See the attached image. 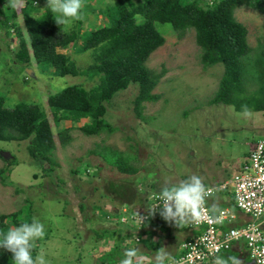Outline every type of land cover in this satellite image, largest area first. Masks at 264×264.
<instances>
[{
  "label": "rangeland",
  "instance_id": "1",
  "mask_svg": "<svg viewBox=\"0 0 264 264\" xmlns=\"http://www.w3.org/2000/svg\"><path fill=\"white\" fill-rule=\"evenodd\" d=\"M114 1L84 0L83 18L79 21H83L86 30L99 28L103 20L93 10L104 11ZM25 3L28 9L22 13ZM46 4L44 0H19L13 8L9 0H0V12L9 16L15 14V23L25 30L23 16L45 15ZM234 17L247 30V43L254 58L259 47L264 49V16L241 7ZM156 28L165 37V44L145 65L156 74L163 70L165 73L153 91L160 99L144 103L140 116L133 111L132 100L138 88L132 85L118 93L107 110L104 120L113 131L95 137L70 132V144L53 153L52 160L57 167L45 160H33L27 151L29 140L0 142V217L9 216L5 220L8 228L14 227L10 219L13 214H18L20 222L39 218L45 225L46 235L37 242L36 251L42 250L51 264H106L95 257L98 246L94 233L110 224L109 218H106L108 221L103 219L112 212L110 204L125 211L121 205L129 202L124 186L135 187L139 173L156 185L151 188L153 191H159L165 184L179 183L193 174L202 176L204 183L210 186V180L216 178L217 173L243 160L248 145L259 139L264 141V112L249 110L250 115L245 117L242 111L231 106L209 104L218 90L224 67L222 64L207 68L201 65V50L195 43L194 31L185 32L180 40L169 25L157 24ZM13 31L6 37L5 30H0V96L7 108L34 104L49 116L51 111L46 102L50 96L73 85H81L86 90L96 85V79L55 77L52 70L19 64L14 58L17 46ZM23 36L25 38L26 34ZM79 47L78 42L75 47L58 52L70 56L77 69L83 70L92 63V58L89 52L81 53ZM27 70L33 72V78L27 77ZM261 85L260 80L246 79L244 96L256 99ZM71 126L78 127L65 121L55 132ZM107 151H110V159H115L114 153L118 154L125 160L122 165L134 167L138 174L120 173L118 166L112 165ZM86 167H89L88 172H93L92 167L98 170L99 175L92 182L81 173ZM74 169L79 178L70 177L69 172ZM49 170L48 174L44 172ZM106 180L120 184L108 192L114 193L113 202L104 192ZM109 184L106 183V187ZM81 204L85 205L83 211L78 208L79 205L82 208ZM97 207L103 209L102 213L95 209ZM157 218L166 223L160 216ZM119 259L118 255L116 260H105L117 264Z\"/></svg>",
  "mask_w": 264,
  "mask_h": 264
},
{
  "label": "trees",
  "instance_id": "2",
  "mask_svg": "<svg viewBox=\"0 0 264 264\" xmlns=\"http://www.w3.org/2000/svg\"><path fill=\"white\" fill-rule=\"evenodd\" d=\"M25 4L22 13L28 9V3ZM241 7L264 16V0H116L104 11L93 10L103 20L99 28L86 30L83 21H77L69 31H64L63 26L56 25L47 7L45 15L23 16L25 30L15 23V14L9 16L0 12V30H5L6 37L15 29L17 49L14 58L19 64L26 68L33 64V67L43 71L52 70L55 77L97 80L96 85L89 90L81 85H73L50 96L46 102L51 111L49 116L39 105L34 104H18L13 109L7 108L0 96V142L29 140L27 151L33 160H45L52 167H57L52 160L53 153L70 144V132L78 131L85 137H95L113 131L104 120L107 110L116 95L132 85L138 88L132 100L133 111L140 116L144 103L160 99L153 91L165 73L163 70L156 74L145 65L149 57L165 44V37L157 30V24L169 25L180 40L185 32L193 30L195 43L201 50V65L204 68L223 65L224 72L210 105L231 106L238 112L242 111V106H247L248 110L264 112V49L259 47L252 57V50L247 43V30L234 17L235 11ZM24 33L27 38H24ZM78 42V50L81 53L89 52L92 58V63L83 70L77 69L70 56L58 52L71 49ZM250 77L262 83L256 99L244 96V82ZM65 121L78 127L55 132ZM107 153L110 159V151ZM113 156L115 159L110 161H113L112 165L118 166L120 173L134 176L138 172L134 167L123 166L122 161L125 160L118 154L114 153ZM88 168L81 173L88 182H92L98 177V170L92 167L93 172H88ZM50 171L44 172L48 174ZM69 175L79 178L76 169ZM106 183L110 184L106 187ZM118 185L106 180L104 192H111ZM124 190L128 195L137 188L131 184L125 185ZM81 205L82 208L80 205L78 208L83 211L85 205ZM98 210L103 211L101 207ZM17 216H10L14 226L20 222ZM8 217H0V231L9 229L5 223ZM119 224L120 228L128 227ZM138 229L137 233H140ZM103 235L104 232L97 233L96 241H101ZM136 237L132 236L135 240L139 238ZM229 252L224 251L228 256L233 255ZM106 258L112 260V253L102 259V263L110 264ZM11 259L12 254L0 248V264H12Z\"/></svg>",
  "mask_w": 264,
  "mask_h": 264
},
{
  "label": "clouds",
  "instance_id": "3",
  "mask_svg": "<svg viewBox=\"0 0 264 264\" xmlns=\"http://www.w3.org/2000/svg\"><path fill=\"white\" fill-rule=\"evenodd\" d=\"M18 2L19 0H9L13 8ZM46 2V7L56 25L63 26L64 31H69L75 22L83 18L84 0H46ZM137 19H140L139 14ZM241 115L245 117L250 115L247 106H242ZM215 192L216 189L204 183L202 176L193 174L179 183L165 184L158 193L151 194L156 202L148 207V215L152 216L159 210V216L176 227L199 223L205 219H215L219 222L222 215L219 207L216 204L207 207V200L213 197ZM255 207L257 217L264 215V206L257 203ZM218 213L220 215H217ZM140 219L142 221L143 218ZM45 235L44 223L39 218L32 217L30 220H22L17 226L10 227L6 231H0V248L12 254V264H51L42 250L36 251L37 242L43 240ZM145 259L137 247H131L123 250L118 264H145ZM149 264H179V262L161 247L156 250ZM212 264H243V262L236 255L227 258L223 255H214Z\"/></svg>",
  "mask_w": 264,
  "mask_h": 264
},
{
  "label": "crops",
  "instance_id": "4",
  "mask_svg": "<svg viewBox=\"0 0 264 264\" xmlns=\"http://www.w3.org/2000/svg\"><path fill=\"white\" fill-rule=\"evenodd\" d=\"M252 146L253 144L248 145V151L244 154L242 161H238L235 165H233L234 167L229 170L224 169L217 173L216 178H212L210 180V186L217 187L219 184L230 181L235 175L241 173L243 165L247 162V157ZM138 172L134 176H136ZM138 176V179H136L138 184L135 186L137 190L132 191V193L127 195L129 203L124 201V203L121 205L123 208H125L123 209L125 211H120L119 208L121 209V207L114 203L110 204L112 212L110 214H105L103 218H109L110 221L107 219L106 220L110 224L100 228L98 232L94 233L97 235V233L103 234L104 232L103 238L101 237V241L96 242L98 251L95 257L97 259L102 260L104 256L112 253L113 258L110 259L116 260L118 255L121 258V254L124 249L131 247H137L140 250L141 254L146 258L145 264H149V261L155 255L156 250L161 247L165 248L171 254V256L176 259L182 254L181 245L186 240L194 237L202 231L201 228L190 229L188 225L176 227L174 224L167 222L163 223L157 218L159 216L158 211L157 214L150 216L149 220H147L144 225L139 227L141 231L140 233H137L139 229L130 222L131 217L136 213H146L149 206V200L147 197L151 194L159 192L153 191L151 189L156 185L153 182L147 180V177L141 176L140 173ZM213 182L215 183L213 184ZM106 195L111 201L114 198L113 192L112 196L108 193H106ZM213 204H216L220 210L227 209L235 215V220L232 223L229 224L225 222L219 226L220 232H225L230 228H240L253 221L250 216L239 212L235 208L234 196L231 188L226 191L216 192L213 197L207 200V207H211ZM98 208L100 207H97L96 210H98ZM98 211L102 213V210ZM121 219H126V222L122 223L128 226L126 229L120 228L121 224H119V222L121 223ZM260 226L264 231V219L260 221ZM121 230L122 232L119 233L118 231ZM135 235L139 237H136L139 239V242H136L138 239L135 240V238H132V236ZM228 251H230L229 253L236 255L237 258L243 262V264H253L247 256L246 246L243 241L235 243ZM116 253H118V255H116ZM227 254L228 253L222 252L220 255H223L225 258H227ZM206 264H212V262Z\"/></svg>",
  "mask_w": 264,
  "mask_h": 264
},
{
  "label": "built area",
  "instance_id": "5",
  "mask_svg": "<svg viewBox=\"0 0 264 264\" xmlns=\"http://www.w3.org/2000/svg\"><path fill=\"white\" fill-rule=\"evenodd\" d=\"M213 188L216 192L231 188L235 208L250 216L253 221L240 228H230L225 232H220V225L225 222L230 224L235 220L234 213L223 209L221 210L222 215L217 214L220 215L219 222L215 219H205L202 222L188 225L190 229L201 228L202 231L181 245L182 254L175 260L179 264H206L212 262L214 255H220L230 250L235 243L243 241L250 261L253 264H264V231L260 226L264 215L257 217L255 207L257 203L264 206V141L259 139L253 144L241 173L235 175L230 181ZM148 200L149 206L156 202L153 195H150ZM140 217L143 218L142 221ZM149 217L147 209V212L141 216L133 215L130 222L139 228ZM125 222L126 219H121V223Z\"/></svg>",
  "mask_w": 264,
  "mask_h": 264
},
{
  "label": "water",
  "instance_id": "6",
  "mask_svg": "<svg viewBox=\"0 0 264 264\" xmlns=\"http://www.w3.org/2000/svg\"><path fill=\"white\" fill-rule=\"evenodd\" d=\"M26 73H27V76L33 77V73L30 70H27Z\"/></svg>",
  "mask_w": 264,
  "mask_h": 264
}]
</instances>
